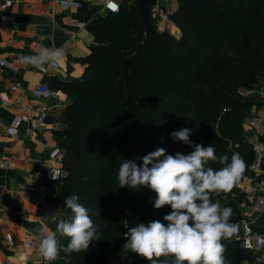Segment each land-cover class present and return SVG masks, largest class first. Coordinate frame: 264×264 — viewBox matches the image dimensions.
I'll use <instances>...</instances> for the list:
<instances>
[{
	"label": "trees",
	"instance_id": "obj_1",
	"mask_svg": "<svg viewBox=\"0 0 264 264\" xmlns=\"http://www.w3.org/2000/svg\"><path fill=\"white\" fill-rule=\"evenodd\" d=\"M177 5L169 15L180 30L174 36L154 21L146 27L134 3L103 13L99 6L80 2L76 18L90 22L94 43L81 59L82 76L56 79L53 86L72 100L58 133L65 151L58 202L60 220L67 219L71 213L64 200L78 195L98 227V239L87 251H61L56 260L41 264H110L127 241L128 228L156 220L167 224L163 217L171 208L155 209L150 188L119 187L120 164L134 159L128 146L137 156L157 148L168 155L189 154L195 144L211 145L218 158L226 155L229 161L238 153L245 170L229 192L212 193L211 199L232 209L230 223L242 219L247 197L237 184L250 174L253 159L243 125L252 102L237 90L264 81V0H177ZM184 127L192 131V145L170 136ZM205 167L223 165L209 161ZM58 238L66 247L69 238ZM221 243L226 264H251L234 234ZM133 254L130 264H150ZM172 259L159 261L171 264Z\"/></svg>",
	"mask_w": 264,
	"mask_h": 264
},
{
	"label": "crops",
	"instance_id": "obj_2",
	"mask_svg": "<svg viewBox=\"0 0 264 264\" xmlns=\"http://www.w3.org/2000/svg\"><path fill=\"white\" fill-rule=\"evenodd\" d=\"M4 1H11V4L2 8ZM117 1L134 3V0ZM80 2L100 7L102 0H0V61L7 63L0 65V158L10 163L9 168H0V264L32 261L41 264L35 240L37 230L45 234L55 231L63 214L58 202L61 182H47L43 172L49 164L48 149L60 143L58 133L64 128L63 111L72 101L67 93L54 90L55 80L81 77L85 67L81 59L94 43L88 29L90 22L76 18ZM177 7V0H157L153 21L158 25L164 15L175 27L169 15ZM73 19L80 24L72 23ZM43 48L60 51L57 70L42 73L37 66L22 61V57L36 55ZM40 82H46L54 94L45 101L48 112L44 128L29 133L26 119L30 114L24 106L33 99L31 91ZM254 87L256 93L250 98L252 103L243 124L244 138L250 144L260 142L264 151V129H257V126L264 127V81ZM17 116L25 121L18 135L12 137L6 133L5 126ZM250 119L254 122L249 124ZM261 170L264 174V157ZM257 181L258 176L250 173L237 186L247 197L241 205L242 218L250 220L253 229L264 235V214L245 215ZM29 185L36 189L27 193ZM6 234L13 237L14 245L5 242ZM233 234L236 239V233ZM26 236L34 241L33 248L24 246ZM127 261L130 264V260Z\"/></svg>",
	"mask_w": 264,
	"mask_h": 264
},
{
	"label": "clouds",
	"instance_id": "obj_3",
	"mask_svg": "<svg viewBox=\"0 0 264 264\" xmlns=\"http://www.w3.org/2000/svg\"><path fill=\"white\" fill-rule=\"evenodd\" d=\"M111 9L118 10V5ZM61 59L59 50L41 49L36 55L24 56L22 61L41 67ZM191 129L184 127L170 134L174 141L192 145ZM163 141V138H161ZM189 154L180 152L166 154V149L157 148L133 160L123 159L116 179L119 187L138 189L141 186L155 192V209L169 205L171 212L163 217L167 222L151 221L138 223L124 234L123 246L143 257L150 264H169L160 257H173L171 264H226L225 246L222 239L230 238L236 226L229 222L232 209L211 199L212 193L229 192L245 170V163L238 153L230 158H219L209 145H192ZM142 160L141 164L136 161ZM209 161H217L223 167L214 170L205 167ZM64 205L70 209L67 219L58 221L55 231L37 230L35 240L45 261H54L61 251H87L92 241L98 239V227L89 215V209L79 202L78 195L67 196ZM58 237H67V246H62Z\"/></svg>",
	"mask_w": 264,
	"mask_h": 264
},
{
	"label": "built area",
	"instance_id": "obj_4",
	"mask_svg": "<svg viewBox=\"0 0 264 264\" xmlns=\"http://www.w3.org/2000/svg\"><path fill=\"white\" fill-rule=\"evenodd\" d=\"M57 1V0H56ZM111 3L118 5V10L113 11L111 7H109V0H102L101 2V10L104 13H117L120 8V3L117 0H111ZM11 4V1H4L1 5L2 8L7 7ZM72 23L80 24L77 20L73 19ZM167 24V18L162 15V20L158 24L160 29H164ZM179 32V29H177ZM180 35V32L177 36ZM39 47V44L37 45ZM5 61H0V65H6ZM59 68V63H47L41 67H37V69L45 73L49 69L57 70ZM238 94L243 98H250L255 93V87L251 88H239ZM32 100L27 103L24 107L25 110L30 114V116L26 119L28 123L27 131L29 133L35 130H42L44 128V120L46 118L48 112V106L45 104V101L49 100L53 96V90L49 88L46 82L38 83L31 91ZM24 118L22 116H17L10 124L5 126L6 133L9 136H17L19 132L20 126L24 122ZM254 119H250V123H253ZM264 129L262 126H257L258 130ZM252 151H253V159L249 163L248 170L249 173H253L258 176L257 185L254 188L253 200L251 204L247 207L245 211V215L247 216H259L264 214V174L261 170V163L264 157V151L262 148V144L258 141L251 143ZM48 166L44 169L43 176L44 179L49 182L61 181L62 177L65 174L63 162L65 159V151L59 145H55L48 149ZM10 167V163L8 160H4L0 158V168L7 169ZM36 189L34 185H29L27 189V193L33 192ZM45 199V193L43 194L42 203ZM54 220V219H53ZM242 224L243 235L240 239L241 247L250 253L252 257L251 264H264V235L256 232L252 227V222L248 219L242 218L240 220ZM237 239V237H236ZM4 240L9 245H14L15 241L10 234H6L4 236ZM24 246L27 248H33L35 246L34 241L26 236L24 240ZM40 262L45 261L41 255H39ZM25 264H36V262H28Z\"/></svg>",
	"mask_w": 264,
	"mask_h": 264
},
{
	"label": "water",
	"instance_id": "obj_5",
	"mask_svg": "<svg viewBox=\"0 0 264 264\" xmlns=\"http://www.w3.org/2000/svg\"><path fill=\"white\" fill-rule=\"evenodd\" d=\"M157 0H134V5L140 12L141 20L148 27L153 22V10L156 7ZM237 240L243 235L242 224L238 222L236 225Z\"/></svg>",
	"mask_w": 264,
	"mask_h": 264
},
{
	"label": "rangeland",
	"instance_id": "obj_6",
	"mask_svg": "<svg viewBox=\"0 0 264 264\" xmlns=\"http://www.w3.org/2000/svg\"><path fill=\"white\" fill-rule=\"evenodd\" d=\"M176 28H177L176 25L174 27L170 22H167L166 26L164 27V30L168 31L169 33H171L174 36H177L179 34L180 30H179V32H177ZM127 151H128V154L131 158L135 159L137 157L136 150L133 147L128 146ZM126 242L127 241L124 242L119 253L112 260L111 264H127V262H128L127 260H130V263H131V261L134 257V254L131 251H125L124 250L123 246L126 244Z\"/></svg>",
	"mask_w": 264,
	"mask_h": 264
},
{
	"label": "snow or ice",
	"instance_id": "obj_7",
	"mask_svg": "<svg viewBox=\"0 0 264 264\" xmlns=\"http://www.w3.org/2000/svg\"><path fill=\"white\" fill-rule=\"evenodd\" d=\"M109 7H111V8H112V7H115V5H112V4H110V5H109Z\"/></svg>",
	"mask_w": 264,
	"mask_h": 264
}]
</instances>
